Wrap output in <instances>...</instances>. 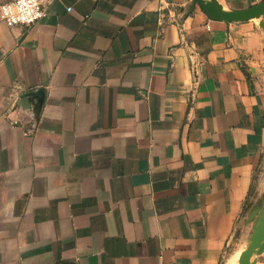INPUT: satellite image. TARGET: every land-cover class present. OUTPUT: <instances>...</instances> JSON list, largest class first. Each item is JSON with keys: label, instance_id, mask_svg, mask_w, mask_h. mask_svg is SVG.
I'll use <instances>...</instances> for the list:
<instances>
[{"label": "crops", "instance_id": "1", "mask_svg": "<svg viewBox=\"0 0 264 264\" xmlns=\"http://www.w3.org/2000/svg\"><path fill=\"white\" fill-rule=\"evenodd\" d=\"M45 5L30 26L0 19V264L245 260L264 17L213 20L196 0Z\"/></svg>", "mask_w": 264, "mask_h": 264}, {"label": "rangeland", "instance_id": "2", "mask_svg": "<svg viewBox=\"0 0 264 264\" xmlns=\"http://www.w3.org/2000/svg\"><path fill=\"white\" fill-rule=\"evenodd\" d=\"M253 200L244 219V222L251 226L248 244L243 252L245 260H241L243 255L238 251L235 257L238 264H256L259 256L264 254V178L260 188H256Z\"/></svg>", "mask_w": 264, "mask_h": 264}, {"label": "built area", "instance_id": "3", "mask_svg": "<svg viewBox=\"0 0 264 264\" xmlns=\"http://www.w3.org/2000/svg\"><path fill=\"white\" fill-rule=\"evenodd\" d=\"M47 13L45 0H10L0 5V19L9 26H30Z\"/></svg>", "mask_w": 264, "mask_h": 264}, {"label": "water", "instance_id": "4", "mask_svg": "<svg viewBox=\"0 0 264 264\" xmlns=\"http://www.w3.org/2000/svg\"><path fill=\"white\" fill-rule=\"evenodd\" d=\"M208 16L213 20L246 21L252 18L264 17V2L237 11L223 9L217 0H196ZM39 96V94H37Z\"/></svg>", "mask_w": 264, "mask_h": 264}]
</instances>
